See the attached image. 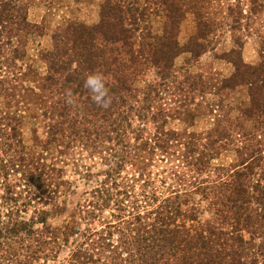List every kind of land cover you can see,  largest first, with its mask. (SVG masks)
I'll use <instances>...</instances> for the list:
<instances>
[{"label":"rangeland","instance_id":"374dc122","mask_svg":"<svg viewBox=\"0 0 264 264\" xmlns=\"http://www.w3.org/2000/svg\"><path fill=\"white\" fill-rule=\"evenodd\" d=\"M104 1L18 0L17 4L22 9L25 6L28 21L42 28L41 34H31L26 38L23 58L16 63L19 71L24 75L20 76V73H16L19 94L31 89L32 95L22 100L15 97L16 102L11 104L16 105H11L8 110L5 108L7 107L5 99L0 98V111L8 112L10 117H13L11 114L13 113L14 117L18 118L22 147L15 144L8 152L9 156H13L15 160L19 158L20 152H24L34 160L41 161L40 165L45 167L42 169L43 176H30L29 181H23L20 176L9 174L4 185H0V204L3 192L13 196L14 199L21 196V199L29 200L26 201L28 205L26 213L22 215L23 218L34 220L33 232L18 239L17 243L22 247V255L14 264H67L72 261L73 250L78 246L90 251L92 247L98 245L102 247L98 255H93L96 263L92 264H112L111 258L119 253H122V258H127L122 243H116L121 235L113 228L108 229L106 225L120 226V222L118 223L120 218L123 219L122 222L131 220L127 209H130L135 201L141 203L140 200L153 185L160 187L159 179L164 178L166 187L168 185L174 187L157 188V200L148 201L145 211H140L141 217L162 206L164 198L173 197L177 191L176 198L173 197L168 203L181 205L183 210L195 205L199 219L205 221L212 217V210H208L209 201L203 200L198 193L191 192L190 197L184 196V192L192 190L188 183L194 184L195 181L201 182V180L213 181L220 172L228 171L230 167L238 164V154L234 150L238 145L233 144L229 148L215 149L209 153L212 158L209 160L210 169L206 173L201 176L192 174L175 159L178 157L181 159L182 145L173 144L168 150V154L172 152L174 158H170L171 155L166 157L161 150L155 149L153 144L158 142L155 139V128L164 125L167 131L177 133L185 131L188 134L204 137V134L213 129H225L229 122L235 123V119H240L239 109L248 105L246 86L224 93L226 96L223 97L212 95L207 85L203 93L192 92L189 83L193 78L201 80L199 76L215 78V82L228 77L234 69L225 54L232 49L239 50V57L244 64L255 66L259 63V48L264 40V0H205L204 5L209 7V10L200 9L195 4L199 0H168L166 8L170 7V3H173L176 9L181 7L177 29L169 30L174 34V41L181 50L171 62L172 75L176 78L172 85L170 78L161 80L162 93L159 92L161 98L158 101L152 96L147 102L136 104L143 107L140 111L143 116L139 114L138 109H131L132 101L130 102L128 93L123 89L126 84L123 78H120L122 74L124 76V66L129 64L125 55L129 48L125 43L131 42L132 37L135 43L133 51H147L146 47L151 48L163 41L164 26L167 23L164 15L166 8L162 4L165 0H137V5L145 9V16L140 19L143 10H139L135 13V22L128 19L124 22L126 28L132 29L128 34L130 39L112 34L113 39L107 43L106 49H111L114 62L110 71L104 74L106 87L109 88L112 97L110 107L103 109L94 103H89L87 98H91V93L86 92L81 95L82 88L77 90L72 85L70 86L75 103L69 105L65 102L64 81L68 75L76 77L78 74L73 72L78 71V49L80 43L86 39L78 37L75 29L79 25L88 28L98 25ZM206 11L217 28L213 33L207 34L205 39L200 40L197 38L198 15L199 12ZM230 25L235 29L231 30ZM100 40L102 36L95 34L93 45L98 46ZM192 43L202 44L207 51L199 58H195L186 51ZM119 61L120 64H124L123 67H118ZM6 70L8 69L4 71ZM156 72L157 69L150 66L142 77L137 78L133 88H144L149 81H159ZM49 75L53 76L58 84L51 86L50 91L48 89L43 92L38 84L39 79ZM7 80L10 82L12 77L8 76ZM167 85L170 87L167 88ZM121 94L125 100L123 104L116 100ZM134 96L140 94L136 93ZM175 98L185 99V110L187 115H191L178 119L168 117L173 109L179 106L174 102ZM161 104V115L154 118L156 123H152L151 113L159 109ZM94 105L100 109V112H107V121L97 117L96 125L94 124L92 113L97 111ZM169 109L171 114L167 112ZM241 122L244 126L243 132H249L252 122ZM50 127H55V130H51ZM101 128H107V133L100 134L98 131ZM138 129L142 130L138 131ZM51 132H57L53 134L54 138H49ZM237 135V130H234L232 139ZM51 139L55 141L50 142ZM144 142H148L150 145L148 151L152 153L148 155V167L141 170L133 167L129 159L135 158L133 155H137L138 149L134 148H143ZM118 145L126 146V152L119 154L117 159L110 157V154H114L110 149L119 150ZM48 168L63 170L60 174L61 185L55 184L59 182L57 174ZM217 168L222 170L218 172ZM171 171L183 172L184 175L181 173L177 178L169 180L167 177L171 176ZM254 171V178H257L261 171L256 167ZM100 183H104L102 188L109 191L110 196L105 197V203H102L104 200L93 192ZM183 183H186V186ZM117 191L120 193L126 191L124 199L128 200L123 204L115 202L122 197L121 194L116 193ZM18 193L21 195L18 196ZM115 208L119 210L116 211ZM41 216L44 217L45 224L38 222ZM70 229H75L76 233L69 234ZM109 232L112 235L108 236ZM240 234L245 240L249 239V234L245 230ZM108 240L113 245L117 244L121 247L122 251L106 246ZM259 242L260 239H255L254 243L243 246V254L258 252ZM76 259L79 260L78 263L86 262L81 258ZM0 264L12 263L0 262Z\"/></svg>","mask_w":264,"mask_h":264},{"label":"trees","instance_id":"16d2710c","mask_svg":"<svg viewBox=\"0 0 264 264\" xmlns=\"http://www.w3.org/2000/svg\"><path fill=\"white\" fill-rule=\"evenodd\" d=\"M17 3L18 0H0V70L4 68L0 74V98L5 99L7 110L10 109L11 105H16L11 104L16 102L15 97L22 100L24 97L28 98L32 95L31 89L24 91V94H19L16 73H20V76L24 75L19 71L16 63L23 58L26 38L31 34L39 35L42 33V28L39 25L28 21L25 6L22 9ZM167 3L168 0L162 2L165 8ZM170 4V7L166 8L164 13L167 23L164 26L165 36L163 41L151 48L146 47L147 51H133L135 43L131 37V42L125 43V46L129 48L125 54L129 64L124 66L123 63L120 64L121 61L118 63V67H125L124 76L122 74L120 78H123L124 84H126L123 89L128 93L130 102L132 101L131 109H138L139 114L143 107L136 104L147 102L152 96L155 97V101H158L161 98L159 93L161 92L160 86H162L161 80L170 78V85H172L176 78L172 75L171 62L181 50L174 41V34L169 30L174 31V29H177L181 7L176 9L173 3ZM195 4L200 9L209 10V7L204 5L206 4L205 0H199ZM139 10H143L140 13V19H143L145 9L137 5V0H105L101 6V17L98 25L90 28L82 25L76 27L75 33H78V37L86 39L80 43L79 49L77 46L78 71L73 72L78 74H76V77L68 75L65 78L64 85L66 89L71 90L70 85L77 90L82 88L81 95H83L89 92L83 86L87 73L100 72L104 75L110 71V67L114 62L111 57V49H106L108 47L107 43L113 39L112 34L130 39L128 34L132 32V29L126 28L124 22L126 19L135 22V13ZM207 11L199 12L198 15L197 38L200 40L205 39L207 34L213 33L217 28L214 20L208 17ZM230 29L235 28L231 26ZM95 34L102 36L98 46L93 45ZM238 47L240 49V46ZM186 51H189L195 58H199L207 49L202 44L192 43L190 47L186 48ZM225 55L228 57V62L233 65V73L218 80V82H215V78L211 79L207 76L203 78L199 76L201 80L193 78L189 83L190 91L203 93L204 87L207 85L210 92L213 93L212 95L225 97L224 93H228L238 86H246L248 105L239 109L238 118L240 117V119H235V123L229 122L225 129L218 130L215 128L204 134V137L203 135L188 134L185 131L181 133L167 131L164 125H160L155 128V139L158 142L153 144L155 149L161 150L166 157L171 155L172 152L168 154V150L172 148L173 144L182 145L181 159L179 157L175 159L178 163L183 164L184 169L197 176H201L210 169L209 160L212 156L209 153L215 149L229 148L233 144L238 145L234 149L239 159L237 165L230 167L228 171L223 170L224 172H220L222 169L217 168L220 173L215 180L210 182L205 180L195 181L194 184L188 183L192 190L184 192V196L187 197L192 195L191 192L198 193L203 197V200L209 201L208 210H212V217L205 221L200 220L195 205L189 207L188 210H183L181 205L169 204L168 202L173 197L176 198L177 191H175L173 197L166 196L162 206L155 211H151L148 215L143 214V217H141L140 211H145L148 201L157 200V188L174 187L169 185L166 187L164 178H161L159 179L160 187L152 184L153 187L149 188L150 191H146L147 193L140 200L141 203L135 201V204L127 209L131 220L122 222L123 219L120 218L118 219L120 226L119 224L106 225L108 229L113 228L117 234L121 235L120 240L116 243H122L126 249L125 253H127V258H122V253L115 254L116 256L111 258L112 264H264V40L259 48V63L255 66L244 64L239 57V50L232 49ZM150 66L157 69L156 74L159 76V81H149L144 88H133L135 81L138 80L137 78L142 77ZM5 69L8 70L4 71ZM14 70H17V72ZM8 76L12 77L10 82L7 80ZM186 79L188 78L186 77ZM55 83L58 84L51 75L39 79L38 82L43 92L48 91V89L50 91V87ZM170 85L166 87L168 88ZM60 90L62 91V89ZM136 93H139L140 96H134ZM117 99L120 104L125 103L122 94L118 95ZM87 101L93 103L91 98H87ZM174 102L178 103L179 106L173 109L172 114L170 113L171 109L167 111L171 114L168 116L169 118H186L191 115H187L185 110V99L175 98ZM93 107L97 110L92 113L94 124L96 125L95 118L97 117L107 121V112H100V109L95 105ZM161 108L162 104L159 109L151 113L152 123L157 122L154 121V118L161 115ZM8 114L6 111H0L1 186L4 185V181L7 180L9 174L18 175L23 181H29L30 176L42 175L44 173L42 169L45 167L42 164L40 165L41 161L34 160L32 156L24 152H20L19 158L15 160L13 156H9L8 152L15 144L22 147V141L18 132V118L14 117L13 113H11L13 117ZM241 121L252 122L249 132H243L244 126ZM115 122H117V119ZM165 122L166 119L164 124ZM50 129L55 130V127H50ZM141 130L138 129V131ZM234 130H237L238 135L232 139ZM107 131V128H101L98 132L104 135ZM54 133L57 132H51L49 138H54ZM52 141L55 140L51 139L50 142ZM142 146L143 148H134L138 149L137 155H133L135 158L131 157L132 160L129 159V161L133 167L145 170L148 167V155L152 152L148 151V146L150 148L148 142H144ZM119 147V150L110 149L114 151V154H110V157L117 159L119 154L126 152V146L122 147L121 145ZM170 158H174V154ZM255 167L261 171L257 178H254ZM48 169L57 174L59 182L55 184L61 185L60 174L63 173V170ZM176 173L171 171V176L167 179L173 180L181 173L184 175L183 172ZM193 180H195L194 176ZM185 184L183 183V185ZM102 187H104V183H100L93 192L104 200L102 203H105V197L110 195L108 189ZM116 193L121 194L123 199L120 198L115 202L123 204L128 200L124 199L126 191L121 193L117 191ZM2 195V203L0 204V262L14 264L18 262L19 256L22 255V247L20 244L18 245V239L33 232L34 220L33 218L24 219L22 216L26 213L28 205L26 201L29 200L21 199V196L14 199L13 196H8L4 192ZM19 195L21 193H18ZM14 196L17 195L14 194ZM115 205L117 206V204ZM115 209L116 211L119 210L118 208ZM42 213L40 212V214ZM38 222L45 224L46 221L41 216ZM242 230L249 234V239L245 240L240 234ZM74 232L76 233L75 229L69 230V234ZM110 235L112 233L109 232L108 236ZM255 239H260L257 246L260 247V250L256 253L243 254V246L251 242L254 243ZM117 244L113 245L108 240V244L105 245L122 251ZM100 248L102 247L98 245L92 247L90 251L83 248V246H78L73 250L72 261L67 262V264L96 263L93 255H98ZM93 250H95V253H93ZM76 258L86 260L88 263H78L79 260Z\"/></svg>","mask_w":264,"mask_h":264},{"label":"clouds","instance_id":"9594fccd","mask_svg":"<svg viewBox=\"0 0 264 264\" xmlns=\"http://www.w3.org/2000/svg\"><path fill=\"white\" fill-rule=\"evenodd\" d=\"M90 93L91 99L98 107L107 109L111 105L112 97L109 88L106 87L105 77L100 72H90L85 75L84 85ZM70 89L65 90V102L69 105L75 103Z\"/></svg>","mask_w":264,"mask_h":264},{"label":"crops","instance_id":"0c3cea01","mask_svg":"<svg viewBox=\"0 0 264 264\" xmlns=\"http://www.w3.org/2000/svg\"><path fill=\"white\" fill-rule=\"evenodd\" d=\"M238 87H242V86H238ZM237 88V87H236ZM239 89V88H238ZM237 90V89H236Z\"/></svg>","mask_w":264,"mask_h":264}]
</instances>
